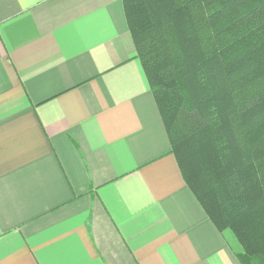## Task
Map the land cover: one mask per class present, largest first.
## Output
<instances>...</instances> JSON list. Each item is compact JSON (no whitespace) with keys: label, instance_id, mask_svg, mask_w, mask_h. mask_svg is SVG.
Returning a JSON list of instances; mask_svg holds the SVG:
<instances>
[{"label":"crops","instance_id":"1","mask_svg":"<svg viewBox=\"0 0 264 264\" xmlns=\"http://www.w3.org/2000/svg\"><path fill=\"white\" fill-rule=\"evenodd\" d=\"M122 0H0V264H243L188 188Z\"/></svg>","mask_w":264,"mask_h":264},{"label":"trees","instance_id":"2","mask_svg":"<svg viewBox=\"0 0 264 264\" xmlns=\"http://www.w3.org/2000/svg\"><path fill=\"white\" fill-rule=\"evenodd\" d=\"M184 183L264 264V0H122Z\"/></svg>","mask_w":264,"mask_h":264},{"label":"rangeland","instance_id":"3","mask_svg":"<svg viewBox=\"0 0 264 264\" xmlns=\"http://www.w3.org/2000/svg\"><path fill=\"white\" fill-rule=\"evenodd\" d=\"M236 238V237H235ZM238 241V240H237Z\"/></svg>","mask_w":264,"mask_h":264}]
</instances>
